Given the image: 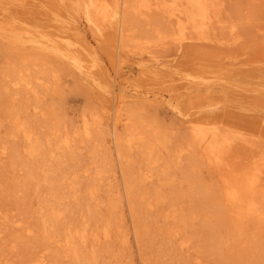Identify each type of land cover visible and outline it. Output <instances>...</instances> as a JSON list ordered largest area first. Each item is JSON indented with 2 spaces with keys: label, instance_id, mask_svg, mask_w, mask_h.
<instances>
[{
  "label": "rangeland",
  "instance_id": "1",
  "mask_svg": "<svg viewBox=\"0 0 264 264\" xmlns=\"http://www.w3.org/2000/svg\"><path fill=\"white\" fill-rule=\"evenodd\" d=\"M75 7L69 0H0V19H5V27L0 29V84L4 74L23 64L22 54L36 53L18 44L36 42L51 49L58 41L69 40L68 33L77 29L87 38L88 43L82 48L96 63L99 75H107L114 81L111 64L114 50L109 37L94 36L82 19L75 17ZM224 14L241 19L244 41L232 46L195 43L182 48L174 44L154 48L157 59L153 63L164 66L151 63L146 66L164 69L166 76L161 71L159 74L167 81L155 84L150 78L141 85L137 82L140 78L136 70L129 64L127 73L122 76L125 81L118 83V88L128 94L134 96L133 93L139 91L148 99L144 102L147 108H136V115L146 121L148 129L156 127L148 132L158 131L161 138L169 141L161 150V160L148 172L151 178L144 180L143 174L150 170L145 166L132 175L135 179L133 197L142 227L140 247L131 232L130 240H123L127 235L125 227L131 225L125 185L116 172L118 161L111 156L109 116L93 92L96 85L97 89L103 86L90 81L76 68L72 71L65 61L62 63L53 55L46 57L51 62L48 70L57 68L60 80L47 86L45 79L34 82L35 89L42 93V109L37 113L31 111L28 119L36 126L43 149H47L44 138L53 126L44 112L53 107L70 131L79 134L73 135L69 152L61 159L58 153L49 162L58 167L55 173L48 166L43 171L37 159L26 155L22 140L9 135L11 128L6 121L0 122V151L7 147L5 155L0 152V264H27L41 254L46 255L47 264H86L85 257L93 249L98 260L88 264H141L140 254L149 264H264V237L259 241L251 233L240 234L233 229L213 201L203 197L204 187L209 184L200 185V179H196L194 154L181 152L186 131L181 111L191 105L192 97L199 95L217 101L218 109L205 107L206 115L229 111L233 120L261 119L264 122V0H225ZM159 19L158 14H150L140 17L133 25L139 31H151ZM258 24L263 30L257 28ZM59 25L70 28L64 31ZM39 40L48 43L43 45ZM134 51L136 61L143 65L148 57ZM30 67L31 75H39L43 64L30 62ZM187 78L191 79L194 92L186 87ZM199 80L203 84H199ZM11 91L22 94L15 100L18 106L33 102V93L26 92L25 88ZM183 92L193 94L176 96ZM84 114L91 123L89 138L80 134ZM128 127L119 125L122 137ZM128 153L136 166L142 163L140 147L134 145ZM102 170L106 173L100 179ZM63 171L67 172V179L61 187L66 196L60 207L65 217L54 232L46 234L45 228L51 222L43 224V219H49L50 206L57 200L53 183ZM75 180L78 189L71 193ZM93 185L96 196L90 198ZM158 193L161 195L157 196ZM149 202L152 208L148 207ZM174 210L180 215L165 216ZM87 219L90 232L87 247H81V255L76 258L65 246L67 228ZM108 221H111V230L106 238L104 225ZM173 227L179 228V234L175 240H170L168 231ZM97 234L98 242L95 241ZM185 238H189V246L181 248L179 243Z\"/></svg>",
  "mask_w": 264,
  "mask_h": 264
},
{
  "label": "bare ground",
  "instance_id": "2",
  "mask_svg": "<svg viewBox=\"0 0 264 264\" xmlns=\"http://www.w3.org/2000/svg\"><path fill=\"white\" fill-rule=\"evenodd\" d=\"M69 1H72V5L76 6L73 9L75 17L79 20L82 19L94 36L106 39L109 37L114 50L111 55V64L116 85L107 75H99L96 63L89 57V53L82 48L88 41L85 35H81L80 29L69 32V40L58 41L51 49L37 45L39 43L36 42L25 46L18 44L23 49H32L36 53L22 54L23 64L12 72L4 74L1 78L3 83L0 84V122L6 121L11 128L9 135L19 137L22 140L26 155L37 159L39 167L43 171L48 166L52 172L56 173L58 167H54L49 162L53 160L56 154L59 153L61 159L66 152H69L72 147L73 135L79 133L70 131L69 126L64 124L61 117H57L56 109L53 107L48 112H44V116L53 123V126L44 138L47 149H43L44 144L36 126L28 119L31 111L37 113L38 110L42 109V93L35 89L34 82L45 79L44 83L47 86L53 81L60 80L57 68L48 70V65H51L48 59L49 56L53 55L62 63L65 61L72 71L75 72L78 69L90 81L102 85L103 89H97L98 85L93 87V92L109 116L110 122L107 124L110 126L111 156L115 157L119 164L116 172L120 174L125 185L127 208L131 220L130 227H125L127 235L123 240H130L128 235L131 232L135 242L140 247L142 227L136 200L133 197L135 179L132 175L133 172H140L145 166L150 170L143 174V178L144 180L151 178L148 172L161 160V150L166 148L169 141L161 138L158 131L148 132L151 129H156V127L151 126L148 129L146 121L136 115V108H147L144 102L148 99H145L139 91L134 92V96L128 94V91L118 88V83L125 81L122 76L127 73L129 64H132L136 70L137 76L140 78V81L137 82L141 85L146 84L145 82L150 78L151 81L156 82L155 84H159L163 80L167 81L164 69L146 66L148 63L160 65L153 63L157 59L153 53L154 48H166L171 44L182 48L185 45L195 43L237 45L244 41V35L240 31L242 21L240 18L225 16V0ZM150 14L160 16L159 22L151 31H139L134 28L133 23L135 21ZM4 21L5 19H0V29L5 27ZM256 26L259 30H263L259 24ZM59 27L64 31L70 28L67 25H59ZM39 41L43 45L48 43L45 40ZM134 50L148 57L143 65L136 61L135 56L137 54ZM30 62L43 64L39 75L30 74ZM159 71L163 72L162 74L165 76H161ZM187 80L189 84L186 87L194 92L191 79L187 78ZM199 84H203L202 80H199ZM12 88L14 90L25 88L26 92H32L33 102H24L18 106L15 100L20 98L19 95L22 94L17 91L13 93ZM193 92H183L176 96L182 98L186 93L190 95ZM135 98L137 99L135 100ZM191 100L189 102L191 105L181 111V118L186 124L181 152L190 151L194 154L193 171L195 177L200 179V185L209 184L204 187L203 197L213 201L215 208L225 220H228L235 231L240 234L251 233L260 241L264 237V122L261 119L243 121L242 118H239L233 120L234 116L229 111L206 115L205 107H211L210 109L214 111L218 109L217 101L199 95L192 97ZM82 122L83 127L80 134L89 138L91 136V123L86 114L83 115ZM99 123H102L101 120ZM121 124L129 126L125 137H122L118 132ZM147 133L149 137H147ZM134 145L142 150V163L140 162L137 166L131 161L128 153V149ZM0 152L1 155H5L7 147H2ZM66 173L63 171L62 175H59V178L55 179L53 183L57 200L50 206L49 219H43V224L48 221L51 222L50 226L45 228L46 234L54 232V228L65 217L64 210L61 209L60 205L63 204V199L66 196L61 187L62 182L67 179ZM105 173L104 170L99 171L100 179L105 176ZM77 182L75 180L70 187L71 193L77 192L78 188L75 187ZM94 186L91 188L90 198L96 196ZM138 195L141 196L142 192ZM160 195V193L157 194V196ZM148 207L152 208L150 202ZM177 215L180 213L174 210L165 216L168 218ZM88 226L87 219L82 224L67 228L65 246L74 253L76 258L81 255L80 248L87 247L90 234ZM110 227L111 221L106 222L104 225V237L106 238L110 236ZM178 234L179 228H170L168 239L175 240ZM49 237L52 236L49 235ZM99 239L100 236L97 234L95 241L98 242ZM188 243L189 238H185L181 240L179 246L186 248L189 246ZM140 257L141 264H149L145 262L142 254ZM97 260L98 256L95 249L85 257L86 264L96 263ZM47 262L46 255L41 254L28 260L27 264H47Z\"/></svg>",
  "mask_w": 264,
  "mask_h": 264
}]
</instances>
